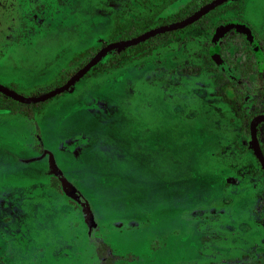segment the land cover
I'll use <instances>...</instances> for the list:
<instances>
[{
    "label": "rangeland",
    "instance_id": "rangeland-1",
    "mask_svg": "<svg viewBox=\"0 0 264 264\" xmlns=\"http://www.w3.org/2000/svg\"><path fill=\"white\" fill-rule=\"evenodd\" d=\"M23 1L1 24L0 49L24 38L0 78L42 93L75 55L187 0ZM263 2L229 0L139 58L108 65L112 50L33 117L1 110L0 264H264V170L236 116L264 65L241 34L226 70L209 55L216 26L264 24Z\"/></svg>",
    "mask_w": 264,
    "mask_h": 264
},
{
    "label": "trees",
    "instance_id": "trees-1",
    "mask_svg": "<svg viewBox=\"0 0 264 264\" xmlns=\"http://www.w3.org/2000/svg\"><path fill=\"white\" fill-rule=\"evenodd\" d=\"M189 1V0H188ZM186 2L181 9H178L177 12H173L171 13L167 18L164 19H152L154 18L157 14L154 13L153 17L151 18H147L144 19L143 21H140L137 24L133 23V28H130V30L127 32L125 31L124 34H122L120 36V39H127L131 36H137L139 34H141L142 32L152 28V27H156L158 25H162L168 22H174V21H179L187 16H189L190 14H192V12L195 10L196 6L195 4V0ZM209 0H204V2H208ZM2 2V3H1ZM4 7V0H0V9ZM135 25V26H134ZM161 36L158 35L155 38ZM154 38H150L145 42H141L139 44L133 45L129 48L123 49L121 51H117L114 50L113 54V58L110 59V61L108 62V65L111 64H117V63H122V62H126L135 58H139L143 55H146L148 53H150L152 51V45L154 43ZM80 55H82V53L80 52V54L75 55V57L71 58L69 60V62L67 63V65L64 67V71H69L68 74H63L62 71H60L57 76H56V80L59 81V84H63L70 75H72L75 71H77L79 68H81L87 61V60H82L80 58ZM107 66V64L105 65ZM72 67H74L72 69ZM104 67V65H100L97 66L98 69L102 70V68ZM88 74V72H87ZM17 92H20L21 94H25V95H29V96H35V95H39L41 94L38 90H34L33 92H24V91H20L15 89ZM44 93V92H42ZM41 104V102L39 103H34V104H27V103H22V102H18L10 97H8L7 95L3 94L0 92V110H8L10 113L12 114H22L24 116H28V117H33L34 116V109L37 108L39 105ZM264 112V90L260 91L255 97L254 100L251 103L250 107L244 108V109H240L237 111V116L241 119L242 121V125L244 126V129L247 133H249V121L250 119L258 114V113H262ZM260 128L257 127V133H259ZM102 247H106L105 244L101 243L98 246V250H101ZM111 262L112 259H110ZM110 260L105 263V264H109L111 263Z\"/></svg>",
    "mask_w": 264,
    "mask_h": 264
},
{
    "label": "water",
    "instance_id": "water-1",
    "mask_svg": "<svg viewBox=\"0 0 264 264\" xmlns=\"http://www.w3.org/2000/svg\"><path fill=\"white\" fill-rule=\"evenodd\" d=\"M227 1L229 0H210L209 2L204 4L202 7L197 9L194 13H192L191 15L179 21H175V22H171L165 25L150 28L132 38L117 40L109 44H106L105 46L100 48L81 68L75 71L63 84L57 87H54L53 89L48 90L44 93H41L35 96H29V95L21 94L20 92H17L16 90H13L9 88L8 86L1 84V83H0V92L22 103L34 104V103L44 102L54 96L61 94L65 90H67L72 84H74L78 79L82 78V76H84L88 71H90L106 54H108L112 50L121 51L133 45L139 44L141 42H145L148 39L160 33L173 31V30L185 27L188 24L199 19L202 15H204L208 11L214 9L215 7L219 5H222L223 3ZM232 26H233V23L220 26L217 32V36L219 37L223 35ZM238 26L240 27L239 29H241L243 32L248 33L249 38H251V35L249 34V31L247 28H245L243 25H238ZM261 122H264V113L256 114L251 118L250 123H249V137H250L252 148L260 162L262 169L264 170V154L262 152V149L260 147L258 137H257V126ZM57 176H59L63 184H65L66 182L65 178L60 174H57ZM65 188H68L70 191H73V189L69 187L67 184H65Z\"/></svg>",
    "mask_w": 264,
    "mask_h": 264
},
{
    "label": "flooded vegetation",
    "instance_id": "flooded-vegetation-1",
    "mask_svg": "<svg viewBox=\"0 0 264 264\" xmlns=\"http://www.w3.org/2000/svg\"><path fill=\"white\" fill-rule=\"evenodd\" d=\"M22 1V0H21ZM21 1L20 0H18V1H16V0H4V7H2L1 9H0V35H2V34H5V32H4V30L2 29V26H1V24H2V22L5 20V19H7L8 17H10L11 15H12V13L13 12H10V13H8V10H10V9H13L14 7H15V5H17V6H19L20 5V3H21ZM37 1L38 0H24L23 1V3H28V6H31V7H37L38 5H40L39 7H38V12L40 11V10H42L40 7H42V4H37ZM188 1V0H187ZM186 1V2H187ZM189 1H192V0H189ZM188 1V2H189ZM210 1V0H209ZM208 1V2H209ZM185 2V3H186ZM195 2H196V0H195ZM201 2H202V4L200 5V7H202L204 4H206L207 2H204V0H201ZM2 3V2H1ZM184 3V4H185ZM264 3V2H263ZM262 3V6L264 7V4ZM183 4V5H184ZM183 5H181L178 9H181L182 8V6ZM220 6V5H219ZM199 7V8H200ZM218 7V6H217ZM217 7H215L214 9H216ZM39 8H40V10H39ZM199 8H195V10L192 12V13H194L197 9H199ZM214 9H212V10H214ZM212 10H210V11H208L207 13H205L204 15H202L200 18H204L205 17V15L206 14H208V13H210ZM175 12H177V11H175ZM174 12V13H175ZM251 12V11H250ZM255 14H257V13H255ZM255 14H253V12H251L250 13V16H248V18H249V20L252 18V19H256V20H252L251 21V23H255L256 25H253V26H251L250 24H248V26H245L244 25V27L245 28H248L249 29V31H250V35H251V38H249V36H248V33H242L241 31H239V30H241V29H239L240 27L238 26V23L237 22H234V24H233V26L229 29V30H227L223 35H221V36H217V29H218V27L219 26H216L215 27V29H213V36H212V46H211V49H210V58L212 59V60H215L216 62H219V59L221 60V62L222 63H220V67L222 68V69H224V70H226V66L223 64V63H225V59L224 58H220V56H221V50H220V48L224 45V43H227V44H235V47L237 48V49H241V47H242V45H243V43L241 42V35H243L242 37L243 38H245V42L248 44V46H250L252 49H253V51L255 52V58H252V60H253V62L255 63V60H256V63L255 64H257V65H259V70L261 71V66L262 65H264V44H263V41H264V32H262V31H257V30H255L256 28H264V24H262V23H257V22H260V16L259 15H255ZM170 15V14H169ZM169 15H166L165 16V18H167ZM191 15V14H190ZM151 17H153V14H151V16L149 17V18H151ZM157 16H155L154 18H152V19H154V20H156V19H164V18H160V17H158V18H156ZM144 19H147V18H144ZM144 19H141V20H137L134 24H136V23H139L140 21H143ZM198 20V19H197ZM175 22V21H174ZM168 23H171V22H168ZM168 23H165V24H168ZM165 24H162V25H165ZM191 24V23H190ZM190 24H188L187 26H189ZM262 24V25H261ZM250 25V26H249ZM11 27H12V25H10ZM158 26H161V25H158ZM187 26H185V27H187ZM157 27V26H156ZM152 28H154V27H152ZM182 28H184V27H182ZM182 28H179V29H176V30H173V31H168V32H164V33H160L161 34V36H159V37H157V38H155L156 36H158V35H160V34H158V35H156V36H154V37H152V38H154V40H156V39H158V38H161V37H165V36H167V35H171L172 34V32H174V31H178V30H180V29H182ZM255 28V29H254ZM239 31V32H238ZM239 34H241L240 36H239ZM22 38H24L22 35H17L14 39H12L11 41H6V42H4L3 44H2V47H1V49H0V73L2 72V73H7V70H10V66H9V63H11L10 61H9V58L13 55V53L15 52L14 50V47H16V46H18L20 43H21V41H22ZM153 40V41H154ZM220 55V56H219ZM11 64H14L13 62L11 63ZM1 73V74H2ZM87 74V73H86ZM11 81H13V82H11ZM9 80V81H6V80H4L3 78H0V83L1 84H4V85H6V86H8L9 88H11V89H13V90H15V88L13 87L12 88V86H14V82L16 81V80ZM6 82H11V83H6ZM264 89H262V88H260V89H258L257 90V92L255 93V94H253V95H251V96H249V99H250V101H249V106H246L245 108H247V107H250L251 106V103H252V101L254 100V97L260 92V91H263ZM237 113V112H236ZM262 113H264V112H262ZM258 114H260V113H258ZM236 116H237V114H236ZM238 117V116H237ZM239 118V117H238ZM240 119V118H239ZM251 120V119H250ZM240 121H241V119H240ZM249 123H250V121H249ZM262 125H264V122H261V123H259L258 124V126L257 127H261ZM257 137H258V141L260 140V147H261V149H262V152H263V154H264V149H263V143H262V139L264 138V137H261L260 138V130H259V133H257Z\"/></svg>",
    "mask_w": 264,
    "mask_h": 264
},
{
    "label": "crops",
    "instance_id": "crops-1",
    "mask_svg": "<svg viewBox=\"0 0 264 264\" xmlns=\"http://www.w3.org/2000/svg\"><path fill=\"white\" fill-rule=\"evenodd\" d=\"M28 86H31V84H28ZM1 111V110H0ZM8 111V110H7ZM9 112V111H8ZM76 141H78L77 139L73 138L69 141H66L64 142V145H66V147H68L69 149H73V148H76L77 144H76Z\"/></svg>",
    "mask_w": 264,
    "mask_h": 264
}]
</instances>
